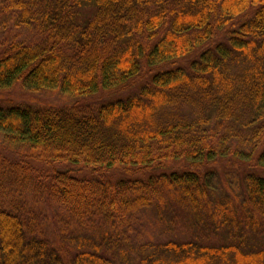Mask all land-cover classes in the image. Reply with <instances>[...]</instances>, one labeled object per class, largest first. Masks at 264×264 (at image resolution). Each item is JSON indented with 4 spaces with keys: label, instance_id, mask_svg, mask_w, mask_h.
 <instances>
[{
    "label": "trees",
    "instance_id": "trees-1",
    "mask_svg": "<svg viewBox=\"0 0 264 264\" xmlns=\"http://www.w3.org/2000/svg\"><path fill=\"white\" fill-rule=\"evenodd\" d=\"M15 83L126 94L0 100V264H264V0H0ZM146 211L187 239L139 240Z\"/></svg>",
    "mask_w": 264,
    "mask_h": 264
},
{
    "label": "rangeland",
    "instance_id": "rangeland-1",
    "mask_svg": "<svg viewBox=\"0 0 264 264\" xmlns=\"http://www.w3.org/2000/svg\"><path fill=\"white\" fill-rule=\"evenodd\" d=\"M242 16H238L236 19H241ZM237 20V21H239ZM22 36L26 35L28 32H22ZM21 35V34H20ZM220 37V33L217 34L216 38ZM126 91H99L92 96L78 97L72 96L61 92L58 88L54 89H44L42 91H30L23 88L19 83H15L11 88L0 89V100L7 101L12 100L15 102L29 103L32 105H42V104H55V105H67L75 101H88L90 103H101L107 100L116 98L117 96H123ZM255 164V162L249 163H235L230 160V158L218 159L216 162L211 163L209 166L212 167L216 172L215 182L218 187L227 191L231 196L237 197L236 202L242 198L241 192L242 188L240 181L238 180V175L247 170L250 165ZM81 172L89 173V169L81 167ZM123 173L120 171H115V175L119 176ZM40 210L46 213L48 217H51L53 212H57L56 209L49 207L48 205L41 204ZM262 220V219H261ZM140 231L142 235L139 240L146 239L150 237L152 240H165L172 236H177L180 239H187V235L184 233L182 227L176 229L172 233H167V231H162L161 227L156 224L154 214L152 211L143 212L140 215ZM140 233V234H141ZM262 247H264V234L258 241Z\"/></svg>",
    "mask_w": 264,
    "mask_h": 264
}]
</instances>
